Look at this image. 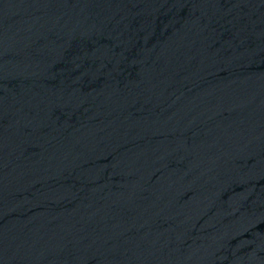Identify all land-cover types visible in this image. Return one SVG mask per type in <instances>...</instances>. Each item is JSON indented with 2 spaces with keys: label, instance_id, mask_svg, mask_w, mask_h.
<instances>
[{
  "label": "water",
  "instance_id": "obj_1",
  "mask_svg": "<svg viewBox=\"0 0 264 264\" xmlns=\"http://www.w3.org/2000/svg\"><path fill=\"white\" fill-rule=\"evenodd\" d=\"M0 264H264V0H0Z\"/></svg>",
  "mask_w": 264,
  "mask_h": 264
}]
</instances>
